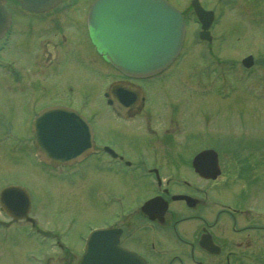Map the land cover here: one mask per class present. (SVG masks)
I'll use <instances>...</instances> for the list:
<instances>
[{"label":"rangeland","instance_id":"374dc122","mask_svg":"<svg viewBox=\"0 0 264 264\" xmlns=\"http://www.w3.org/2000/svg\"><path fill=\"white\" fill-rule=\"evenodd\" d=\"M170 1L182 8L184 13L190 12L191 5L187 0ZM2 2L16 16L9 42L0 51L2 60H11L20 73L19 82L13 85L16 88L24 87L27 96L40 97L45 94L39 99V105L57 100L62 102L70 94L73 95L74 105L88 114H94L99 139L116 142L119 150L131 156L146 153L151 145L147 133L132 134V131L128 132L129 125L109 121L111 114L102 93L113 80L114 70L100 55L94 66L96 73L93 71L92 77L85 67L81 73L72 69V65L63 69L59 64L50 66L53 65L52 52L45 54L41 65H38L39 47L33 45L31 35L43 40L46 37V42H54L64 28L60 30L59 25L51 30L52 27L48 25L52 26L66 11L58 12L56 17L50 11L48 16L39 19L37 24L43 30V35H37L30 33L29 16L15 0ZM203 3L221 15V21L212 29L216 34L214 53L208 54L205 42H199L195 37V24L188 21L182 54L168 71L148 82L151 86L148 91L152 95L158 94V101H173L174 108L178 105L177 115L193 130L191 143L195 146L206 141L205 134L207 141L216 142L221 152H228L240 138L249 137L255 143L263 142L264 0L257 3L248 0H223L221 3L218 0H203ZM67 21L64 26L68 25ZM49 48L52 49V45ZM83 51L84 46L80 49L81 53ZM75 53H72L70 61H75ZM248 53L253 55V64L245 69L241 59ZM216 59L221 61L217 63ZM87 74L89 81L86 83L84 76ZM41 82L46 83L43 89L39 87ZM42 90L46 92L42 93ZM20 97L17 90L8 92L5 85L0 84V186L6 183L24 185L33 197L34 208L30 216L40 226L41 235L36 236L39 239L45 236L51 241L57 234L68 246L69 253L73 254L78 249V255L81 237L86 236L90 229L104 224L113 212V206L108 207L98 199L108 197L107 190L116 184V178L108 170L98 169L94 160L75 165L73 169L66 167L62 175H51L42 165H28L24 159L13 158L19 147L18 144L12 147L13 139L6 137L9 134H26L24 127H21L23 120L19 118L20 112L9 111L13 100ZM161 109L165 113L168 111L164 107ZM184 168L187 170V166ZM131 199L133 196L123 200L132 204ZM29 224L23 219L18 220L16 225L19 228L14 234L9 232L13 227L3 231L0 264H64L58 250L40 243L41 240L34 236V230L27 229ZM12 238L16 241L13 247H9ZM45 255H50L48 261L44 259Z\"/></svg>","mask_w":264,"mask_h":264},{"label":"flooded vegetation","instance_id":"af4514ba","mask_svg":"<svg viewBox=\"0 0 264 264\" xmlns=\"http://www.w3.org/2000/svg\"><path fill=\"white\" fill-rule=\"evenodd\" d=\"M91 1L62 0L41 12L23 10L29 16L30 33L35 32L37 35H43V30L38 28L39 19L48 16L50 11L54 12L55 17L58 12L66 11L52 26L48 25L52 27L51 30L59 25H61L60 30L64 28L54 42H46V37L43 40L30 34L33 45L39 47L38 65H41L40 61L45 54L52 52L53 65L50 66L56 67L59 64L63 69L72 65V69H77L81 73L84 67L90 74L93 71L96 73L94 66L97 65L99 52L92 44L86 26V12ZM187 1L190 5L191 0ZM249 1L255 3L257 0ZM199 2L206 9H210L204 5L203 0ZM180 9L186 18V26L188 21L194 22V31L198 38L200 24L192 9L189 13H184V10ZM11 14V30H13L16 16L13 12ZM220 16L219 13L214 12L215 18L209 27L208 40H199L205 42L209 55H212L213 50L216 49L214 47L216 34L212 29L220 20ZM66 21L68 25L64 26ZM0 42H3V38ZM50 45L52 49L49 48ZM82 46H84L83 53L80 52ZM73 52H76L75 61H70ZM0 59L2 60L1 57ZM216 61L219 63L221 60L216 59ZM2 62L4 66H0V84L5 85L8 92L17 90L22 96L13 100L12 107L9 106L10 112L12 110L20 112L19 118L23 120L21 127L26 131L25 136L9 134L6 137L13 139L12 147L18 144L19 148L13 158L24 159L28 165L33 163L42 165L51 175H62L66 167H75L88 160L96 161L98 169L108 170L116 178V184L107 190V198L102 197L98 200L108 207L113 206V212L104 224L120 228L121 246L140 254L146 264H264V141L255 143L252 138H240L230 149L232 152L230 150L221 152L216 142L207 141L205 134L203 136L206 141L195 146L191 143L194 137L193 130L177 115L178 105L176 104L177 107L174 108L173 101H158V94L152 95L148 91L147 87L151 89L148 83L145 89L144 82L147 80L132 79L143 89L142 98L134 96L140 110H132L124 116H119L111 106H108L111 114L109 121H116L118 125H129L128 132L132 131V134L147 133L151 145L148 146L146 153L131 156L130 153L128 155L125 151L119 150L116 142L99 139L94 125L95 116L91 113L90 122L95 141L92 153L70 165L46 163L36 155L34 117L42 107L50 104H66L71 102L69 100H73L74 96L70 94V97L62 102L57 100L39 105V99L45 94L40 97L33 95L28 97L24 87L16 88L13 85V83L17 85L20 80V73L15 63L8 59ZM88 76V74L84 76L86 83L89 81ZM115 76L112 81L126 79L117 71ZM39 87L45 88L46 83L41 82ZM44 92L46 90H42V93ZM151 98L155 100L152 101ZM161 107L168 110L167 113ZM105 146H108L109 150ZM205 148H214L217 151L220 173L215 177L202 176L192 167L191 160L194 154ZM186 166L188 173L184 170ZM8 184L11 183L3 186ZM3 186H0V189ZM179 194L191 196L194 198L193 203L187 205L184 199L172 198ZM129 196H133L132 204H127L123 200ZM152 197H158V213L154 218H150L141 209V204ZM30 202L32 210L34 205L31 194ZM121 202L125 205L123 204L121 212H116L115 204ZM165 202L166 209L162 212ZM16 224L18 219L5 213L0 203V245L3 231L13 227L14 229L9 232L14 234L19 228ZM30 225L34 227L35 223L31 222ZM53 240L54 242L45 239V245L53 246L55 251L58 250L60 257L64 258V264H74L80 255V253L77 255L78 249L70 254L69 248L57 234ZM15 241L12 238L9 247H13ZM49 256L45 255L46 258Z\"/></svg>","mask_w":264,"mask_h":264},{"label":"water","instance_id":"95a60500","mask_svg":"<svg viewBox=\"0 0 264 264\" xmlns=\"http://www.w3.org/2000/svg\"><path fill=\"white\" fill-rule=\"evenodd\" d=\"M58 0H18L23 8L43 10ZM203 27L207 20L198 4H194ZM0 2V35L9 21ZM90 37L103 57L126 75L144 77L165 68L178 54L183 37L184 22L180 12L166 0H94L88 15ZM246 66L250 57L243 60ZM132 83H112L105 92L107 103L119 115L139 110ZM139 103V102H138ZM35 143L42 158L55 163L70 162L82 157L92 147L90 126L73 109L54 106L44 109L35 119ZM194 169L205 176L219 173L217 155L212 149L198 152L192 161ZM4 209L16 218L30 219L29 196L17 186L0 193ZM188 204L192 198L178 195ZM156 199L145 201L142 209L154 217ZM120 229H94L86 239L84 251L76 264H145L134 251L118 245Z\"/></svg>","mask_w":264,"mask_h":264}]
</instances>
